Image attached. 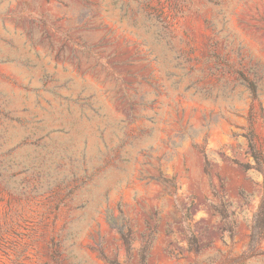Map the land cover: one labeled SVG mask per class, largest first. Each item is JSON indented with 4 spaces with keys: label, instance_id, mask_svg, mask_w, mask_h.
I'll use <instances>...</instances> for the list:
<instances>
[{
    "label": "rangeland",
    "instance_id": "374dc122",
    "mask_svg": "<svg viewBox=\"0 0 264 264\" xmlns=\"http://www.w3.org/2000/svg\"><path fill=\"white\" fill-rule=\"evenodd\" d=\"M250 116L264 0H0V264H264Z\"/></svg>",
    "mask_w": 264,
    "mask_h": 264
},
{
    "label": "trees",
    "instance_id": "16d2710c",
    "mask_svg": "<svg viewBox=\"0 0 264 264\" xmlns=\"http://www.w3.org/2000/svg\"><path fill=\"white\" fill-rule=\"evenodd\" d=\"M253 100H257V95L254 94ZM253 119L252 116L248 118V129L245 135L248 145V155L252 160V163L246 165L247 170H253L257 173H264V148L256 145L255 133L253 129ZM205 160H207L206 155H204ZM164 183L167 181L163 180ZM215 211L222 218L227 216V206L225 204H218L215 207ZM106 221L110 227L116 230V232L121 237L123 244L126 249V253L130 256L131 246H132V232L129 229L127 222L120 215L119 217H114L110 214L107 215ZM264 243V190L260 198L257 210L253 216L252 225L250 228V236L247 245V254L251 257L264 255V250L262 244ZM151 245V240L145 241L139 251V262L138 264H145L148 258V252ZM188 250L194 253L199 251V246L195 236L191 233L187 236ZM116 264V263H113Z\"/></svg>",
    "mask_w": 264,
    "mask_h": 264
}]
</instances>
